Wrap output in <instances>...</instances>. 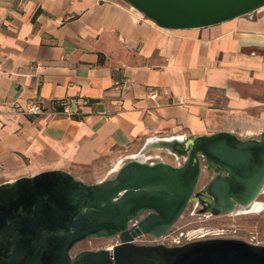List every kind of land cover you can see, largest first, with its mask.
I'll list each match as a JSON object with an SVG mask.
<instances>
[{"label":"crops","instance_id":"crops-1","mask_svg":"<svg viewBox=\"0 0 264 264\" xmlns=\"http://www.w3.org/2000/svg\"><path fill=\"white\" fill-rule=\"evenodd\" d=\"M31 100L45 111L15 108ZM216 132H264V6L167 30L125 0H0V184L49 170L94 184L124 150Z\"/></svg>","mask_w":264,"mask_h":264},{"label":"water","instance_id":"water-1","mask_svg":"<svg viewBox=\"0 0 264 264\" xmlns=\"http://www.w3.org/2000/svg\"><path fill=\"white\" fill-rule=\"evenodd\" d=\"M125 1L167 30L213 26L264 6V0ZM151 147L186 158L177 166L129 159L112 178L94 184L62 170L1 183L0 264H264V245L238 239L134 244L142 235H166L199 195L194 190L202 165L214 173L200 190L203 211L218 215L242 213L254 203L261 207L255 199L264 191V132L247 139L230 132L160 139ZM111 237L119 240L112 249L70 255L85 239Z\"/></svg>","mask_w":264,"mask_h":264},{"label":"rangeland","instance_id":"rangeland-1","mask_svg":"<svg viewBox=\"0 0 264 264\" xmlns=\"http://www.w3.org/2000/svg\"><path fill=\"white\" fill-rule=\"evenodd\" d=\"M142 148L134 147L122 152L123 158L115 166H110L104 173L90 172V176L98 179L112 178L116 170L134 154L141 151ZM142 157L147 162L163 161L172 165H180L184 162L185 156L177 155L163 148H148L142 152ZM137 159V158H136ZM213 176L203 165L199 180L195 187V192L201 190L208 180ZM83 181L86 183L94 182V178L82 174ZM102 181V180H101ZM261 204V208L247 213H230L213 215L203 211V206L192 198L187 203L179 219L170 227L165 236L158 239L168 245H174L193 239L201 238H237L244 241L264 245V191L255 199ZM131 226V223L129 224ZM149 237L143 236L137 238V244H145ZM116 242V237L111 238H89L73 246L70 255L73 257L84 250L107 249Z\"/></svg>","mask_w":264,"mask_h":264},{"label":"built area","instance_id":"built-area-1","mask_svg":"<svg viewBox=\"0 0 264 264\" xmlns=\"http://www.w3.org/2000/svg\"><path fill=\"white\" fill-rule=\"evenodd\" d=\"M15 1H16L17 5H21L24 0H15ZM148 94L151 98H155L157 96V91L154 88H152V89L148 90ZM177 103L183 104L184 101H183V99H179V100H177ZM58 104L61 105V107H62L61 108L62 114L66 115L68 117L72 116V112L69 110V108H68L69 104L67 102L60 101V102H58ZM15 108L20 109L24 113L34 114V115L42 114L45 111L42 103L39 100L28 101L24 108H20V106H18V105H16ZM233 213H235V212H233ZM133 224H135V221L131 222V225H133ZM117 244H119V240L116 237V242L112 246L108 247L107 249H112Z\"/></svg>","mask_w":264,"mask_h":264},{"label":"flooded vegetation","instance_id":"flooded-vegetation-1","mask_svg":"<svg viewBox=\"0 0 264 264\" xmlns=\"http://www.w3.org/2000/svg\"><path fill=\"white\" fill-rule=\"evenodd\" d=\"M209 172H212L213 173V170H208ZM213 175H214V173H213ZM197 193H199V195L197 194L196 196L194 195L193 196V199L194 200H196V201H198L202 206H205L206 205V201L204 200V198L202 197V195H200V194H203V193H200V190H198V191H196ZM192 198V197H191ZM219 215V214H218ZM132 226V225H131ZM143 236H147V237H149V241L147 242V243H145V244H137L136 242H137V238L134 240V244L135 245H139V246H141V245H149V246H154V245H166V246H181V245H183V244H185V243H188V242H193V241H197V240H205V239H209V238H201V239H193V240H189V241H186V242H182V243H178V244H174V245H168V244H165V243H163V242H161V241H158V239H160V238H154V237H152V236H150V235H142L141 237H143ZM218 238H223V237H218ZM212 239V238H211ZM225 239H237V238H225ZM238 240H242V239H238Z\"/></svg>","mask_w":264,"mask_h":264},{"label":"bare ground","instance_id":"bare-ground-1","mask_svg":"<svg viewBox=\"0 0 264 264\" xmlns=\"http://www.w3.org/2000/svg\"><path fill=\"white\" fill-rule=\"evenodd\" d=\"M169 140H172V139H169ZM155 142H156V141H153V142L151 141L150 143H147L146 146L151 147V145H154ZM145 149H147V148H143L142 151L138 152L137 154L132 155L131 157L144 160L143 157H142V152H143ZM169 151H171V150H169ZM256 208H257V209H256ZM260 208H261V207H257V204L254 203V204L252 205V207H251V210H248V211L259 210ZM248 211H243L242 213H247Z\"/></svg>","mask_w":264,"mask_h":264},{"label":"trees","instance_id":"trees-1","mask_svg":"<svg viewBox=\"0 0 264 264\" xmlns=\"http://www.w3.org/2000/svg\"><path fill=\"white\" fill-rule=\"evenodd\" d=\"M58 105H59V104H58ZM59 106L61 107V105H59ZM61 108H62V107H61ZM73 115H74V114H73ZM73 115H72V117H74Z\"/></svg>","mask_w":264,"mask_h":264}]
</instances>
